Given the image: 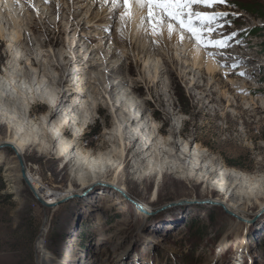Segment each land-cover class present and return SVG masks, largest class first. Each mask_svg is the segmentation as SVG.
Listing matches in <instances>:
<instances>
[{
  "label": "rangeland",
  "instance_id": "1",
  "mask_svg": "<svg viewBox=\"0 0 264 264\" xmlns=\"http://www.w3.org/2000/svg\"><path fill=\"white\" fill-rule=\"evenodd\" d=\"M91 1L41 0L45 5H40L35 0H21L25 6L22 14L17 0L11 5L12 10L3 8L0 76L4 75L13 52L17 51L15 48L11 51L7 37V32L16 27L12 12L19 23L26 24L25 36L29 34L33 39L25 47L33 49L35 68L45 69L46 66L42 65L45 62H40V49L49 56L47 60H52L51 50L64 52V66L58 71L50 67L56 84L45 81L46 85L40 88L43 87V91L48 88L46 96L51 93L58 97L70 86L81 89L79 83L76 85L69 80L71 72L67 69L84 68L80 71L86 86L83 97L86 99L90 95L105 106L94 111V119L85 124L81 141L87 150L102 149L103 132L115 131L116 118L121 119V113L129 110H117V115L113 112L121 96H116L118 92L112 88L117 87L122 77L126 80L123 85L129 87V95L123 96L130 101L129 108L134 103L147 102L145 116H151L143 121L158 123L163 129L161 140L170 138V129L178 124L175 137L180 143L196 139L209 159L249 177L263 178L264 17L249 13L241 5L251 3L258 9L264 5V0H227L226 4L211 8L193 6V10L201 12L237 13L222 18L219 22L224 26L211 35L212 39H219L221 35L235 32L229 47L199 45L204 55L213 57L219 65V71L213 73L207 71L206 57L196 63L192 52L198 44L191 36L181 41L180 34L171 36L168 30L154 34L149 19L146 29L139 28L127 16L121 19L126 13L125 7L113 8V1L108 0L101 9L102 3L92 4ZM44 6H50V10L43 12ZM38 9L40 14L36 13ZM75 10L79 14L74 15ZM30 21L35 23L33 29L40 32L32 34L29 30L32 27L27 25ZM84 28L93 30L94 35L97 29L101 34L90 40L83 35ZM60 31L64 32L61 34L64 45L58 48L46 42L44 34L57 37ZM102 36L106 37V42L99 51L106 50L112 43L116 56L109 60L119 58L117 63L123 64L121 70H109L112 63H100L97 69L88 66L87 57L92 49L98 48ZM30 56L27 54L25 59ZM233 64L237 67H232ZM21 68L18 76L28 71L31 77L21 79L16 83L17 89H13L19 91L17 107L12 102L5 107L8 112L17 110L24 114L23 102L37 94L31 99L34 104L30 110L32 117L38 120L46 108L38 97L41 90L38 86L32 89L30 85L35 71L26 65V60ZM241 72L244 75H240ZM130 85L136 86L132 93ZM185 107L191 112L184 111ZM84 109H79L77 115L89 120L91 115ZM9 121L8 115L0 116V140L8 134ZM114 144L119 150V143ZM181 149L182 146L178 154ZM117 158V168L103 180L98 183L88 180L92 183L82 186L83 181L72 176L64 159L43 152L40 146L28 148L24 154L25 165L39 177L42 185L61 192L71 191V195L65 197L69 199L59 205L44 207L28 184L18 179L20 167L14 150L0 146V264H38L40 235L46 218L49 219L48 231L43 240L49 257L43 264H264V195L247 200L226 198L223 192H214L205 185H197L196 181L180 180L181 186L171 182L167 185L170 175L157 191L155 178L148 184L145 177L143 182L137 180L129 156L125 157L124 165H121L122 159ZM119 166H122L124 190L109 183L115 179ZM90 186L94 188L85 189ZM223 200L235 206L231 209L233 213L225 210ZM148 206L151 211L145 208ZM137 207L147 215L138 212ZM234 213L242 214V219Z\"/></svg>",
  "mask_w": 264,
  "mask_h": 264
},
{
  "label": "bare ground",
  "instance_id": "2",
  "mask_svg": "<svg viewBox=\"0 0 264 264\" xmlns=\"http://www.w3.org/2000/svg\"><path fill=\"white\" fill-rule=\"evenodd\" d=\"M35 1L40 5H45V2L40 3L41 0ZM95 1L102 3V9L103 6L106 5L108 0H93L91 1L92 4ZM14 2L15 0H0V34L4 32L2 31V21L4 18L3 8L5 9L6 7L5 11H8L9 8L12 10ZM17 2L22 14V12L25 11V6L21 2V0H17ZM131 5V15L125 16L130 18V20H132V22L135 23L137 27H143L146 29V20H148L147 8L139 7V5L136 3V0H131ZM59 6L61 7V3H59ZM112 6L113 8H120L121 6L125 7V5L123 4V0H119V4L113 3ZM60 7H58V10H60ZM76 8L77 7H75L74 9ZM42 9H44L43 12H47L46 9L50 10V6H44ZM125 10L127 11L126 7ZM53 11L54 10H51V12ZM36 13L40 14L39 9ZM12 14L13 13L10 12L11 17L16 23V27L12 31L7 32V37L9 46L11 47V51L13 48H15L17 51L13 52L12 61L9 63V66H7L4 75L0 76V116L6 114L8 115V119L10 120L8 134L6 138L0 140V146L10 147L14 150L15 154L20 153L23 157L28 148H37L38 146H40L43 152H48L50 155H52L53 157L55 156L58 159H64L66 166L71 168L72 176L75 175L77 178H80V180L83 181L81 182L82 186H88V184H91L92 182H100L108 173L115 170V167L118 164L117 157H120L122 159L121 165H124L123 162L125 163V157L129 156V162L131 161L130 163H132V167L134 169V173L136 174L135 176H137V180L142 181L145 177L148 184V181L151 182L155 178L156 183H158L156 189L157 191L161 188L162 183L166 181L165 178L167 179V176L170 175L169 177L171 178V181H167V185L171 182V184L174 186H181V184H183L181 183L183 180L186 182L187 180L188 182L196 181L197 185H205L209 189H213L214 192H223V194L226 195V198L230 197L247 200L260 196L262 197L264 195V176L261 179H255V177H249L241 171L227 168L224 163L221 164L215 159H209L205 154V149L203 148L202 144L198 143L196 139L186 141L184 140L182 141V143H180V141L175 137V134H178V124H175V127L173 129H170V138H164V141L163 139L161 140L159 137L163 136V129L158 125V123L152 121L151 124H149L147 121H143V119H145L146 117L145 114L147 111L145 107L146 105H148V103L144 102L141 103V105H139V103H134L133 106H136V108H134V110L133 106L129 108L130 101L123 98V96L129 95V87L126 88V86L123 85V82L126 80L122 77L116 83L117 87L115 89L112 88V91L118 92L116 96H121L118 101L115 102L114 106L116 107L112 106L114 110L113 112L117 115V112L121 109L126 108V110H129L128 112L121 113V119L116 118L117 116L115 117L118 123L117 129H115V131L105 130L103 132L100 141V147L102 149L98 148L99 150L96 152L87 150L81 141V136L83 134L85 124L94 119V111L101 110L105 106H103V104L100 102H96L94 100V97L90 98V95L86 99L83 97V92L86 90V86H84L83 80L80 77V71H83L84 68L78 71L66 68L68 73L71 72L69 80L76 85L79 83V88L81 89L76 90L70 86L63 93L60 92L62 94H59L58 97L51 93V95L48 94V96H46V93L49 91L48 88L46 89V91L42 90L43 87L42 89L40 88L45 83V81H50V83L56 84L53 78V71L50 67L58 71L61 67L64 66V63L62 62L64 52H54L51 50V53L53 54L52 60H47L49 56L47 54H44L43 50L40 49L38 51L39 58L41 56L40 62H45L42 65L45 66L46 64V66L45 69H42V67L35 68V63L33 62L34 59L32 58V55H34V52L32 53L33 49H27L25 47V45L31 43L33 39H30L29 34H26L25 36V32L28 29L25 28L26 24L23 21L19 23L16 16ZM42 14L44 15L46 13ZM77 14H79V12L75 10L74 15ZM47 16H49V14ZM27 25H30L32 27L31 29H29L30 31H32V34L40 32L39 29H33V26H35V23L33 21H30ZM93 25L96 26V22L95 24L93 23ZM150 28L152 29L151 26ZM167 30V26L165 25L164 31ZM82 31L84 32L83 35L90 40L93 39L94 36H99L101 34V31H97V29H95V31L97 32L95 33V35L93 33V30L92 32L87 30V28H84ZM63 33V31H60V36L57 37H51L48 33L44 34V36H46L45 40L47 43L53 44L55 47L59 48L60 46L65 44L63 37H61V34ZM177 34H180L178 30L173 31L171 33V36ZM189 38V33L185 32L184 39L188 40ZM21 40H25V42H22ZM191 40L193 39L191 38ZM105 42L106 37L102 36V38L99 39L97 45L98 48L92 49L90 51V55H88L87 57V61H89L88 66L91 67V69H97L100 63H112L114 65L111 66L109 70H121L123 64L121 62L117 63L119 58H116L114 61L109 60L111 59V57L116 56V51L111 48L112 43H110L106 50L104 49L103 51L102 49V51H99V48L105 46ZM20 47H22V49H19ZM27 54H30L31 56L25 59V56ZM192 54L196 63L201 62L202 59L205 60L206 57L208 72L213 73L219 69V65L214 61L213 57L205 56L203 49L199 45H196V48L192 52ZM59 56H62L61 59H59ZM45 58L46 61H44ZM25 60L26 65H28L30 68H32V70L35 71L34 79H32L33 82H31L30 85L32 89L38 86V90H41L39 92L40 96L38 97L42 99L41 102L45 105L44 108H46V111L45 113H43L42 118L38 120L32 117V110H30V108L32 109L31 105L34 104V101L31 99L36 98L35 96L37 94L31 97L30 100H25L23 102L22 109L24 111V114L18 113L19 111L17 110L13 111L12 113L8 112L5 107L8 102H12L14 106L17 107V97L19 95V91L16 92L13 91V89H17L18 86L16 83L20 82L21 79L31 77L28 71L18 76L22 69V63ZM11 63L13 64L11 65ZM36 63H39V59ZM108 73L110 75L112 74V72L110 71ZM17 77H19L18 80H16ZM45 85L46 84H44V86ZM130 87L132 89L130 93L134 92L136 86L130 85ZM92 99L93 102L91 101ZM81 108H86L84 110H87V112L91 115V117L89 116V120L83 117L81 118L77 115L79 109ZM12 119H14V121H12ZM115 142L119 143V150H117L118 148L116 149V146L114 144ZM193 144L195 145L194 148H192ZM179 145L182 146V149L178 154L177 151H179ZM109 146H112V148H109ZM167 146L169 147L167 148ZM103 149H105V151H102ZM25 167L30 184H32L37 194L47 203H58L66 196L71 195L70 189H68L66 192H61L59 190L45 188L42 185L39 177H35L26 165ZM121 167L122 166L118 167V170L115 172V179L109 183L113 187H117V189L124 190V177L122 178L120 174L122 172ZM18 179L24 180L25 182L21 171L19 173ZM88 180H92V182ZM180 180L182 181L180 182ZM87 188L94 187H85V189ZM156 190L155 192H157ZM223 203L228 205L230 210L235 209V206L232 205L229 200ZM139 207H137V211L141 213ZM145 208L147 209V211L152 210L149 206ZM141 214L144 215V213ZM238 215L242 216V214ZM48 220L49 219L46 218V222L42 230V235H40L41 240L39 242V249L41 251V254L38 257V264H43V262H45L49 257L48 252L45 250L43 240L46 232L48 231Z\"/></svg>",
  "mask_w": 264,
  "mask_h": 264
},
{
  "label": "snow or ice",
  "instance_id": "3",
  "mask_svg": "<svg viewBox=\"0 0 264 264\" xmlns=\"http://www.w3.org/2000/svg\"><path fill=\"white\" fill-rule=\"evenodd\" d=\"M114 4H119V0H113ZM141 8H147V17L152 25L154 34H163L165 25L167 26L169 35L173 31L180 32V39L183 41L184 33L190 34L198 45L204 48H227L230 46L229 41L236 35L235 32L229 35H221L219 39H212L213 32L218 31L224 25L219 21L229 15H237V13L227 12H201L193 10L194 5H201L211 8L216 4H226L227 0H136ZM127 11L121 15L123 20L125 15H131V0H123ZM230 24V20H225ZM178 26V28H177ZM215 55L214 53H210ZM232 67H237L233 64ZM240 75H244L243 72Z\"/></svg>",
  "mask_w": 264,
  "mask_h": 264
},
{
  "label": "water",
  "instance_id": "4",
  "mask_svg": "<svg viewBox=\"0 0 264 264\" xmlns=\"http://www.w3.org/2000/svg\"><path fill=\"white\" fill-rule=\"evenodd\" d=\"M16 156H17V160H18V165L20 166V171L23 175V178L25 179V182L26 184H28V186L31 188V190L34 192V195L36 196L37 200L40 202V204L44 207H55L57 205H59L60 203L64 202L65 200L69 199L68 197L63 199V200H60V202L58 203H53V204H49L47 203L43 198H41L37 192L34 190L32 184H30L29 180H28V176H27V171H26V167H25V159L24 157L20 154V153H16ZM121 192H124V191H121ZM84 193H86V191H84ZM77 195V194H76ZM206 201H203L202 203H205ZM224 208L225 210L228 212V213H233L232 211H230V209L224 205ZM235 214V213H234ZM237 215V217L241 218V215H238V214H235Z\"/></svg>",
  "mask_w": 264,
  "mask_h": 264
},
{
  "label": "trees",
  "instance_id": "5",
  "mask_svg": "<svg viewBox=\"0 0 264 264\" xmlns=\"http://www.w3.org/2000/svg\"><path fill=\"white\" fill-rule=\"evenodd\" d=\"M241 7L248 11L249 13L253 14V15H256L257 13L260 15V16H263L264 17V5H260L258 9H254L252 4L249 3V4H245L244 5H241ZM182 99V98H181ZM184 111H186L187 113H190L191 111L189 109H187L186 107L184 108ZM234 164V163H233ZM234 165H238V164H234Z\"/></svg>",
  "mask_w": 264,
  "mask_h": 264
}]
</instances>
